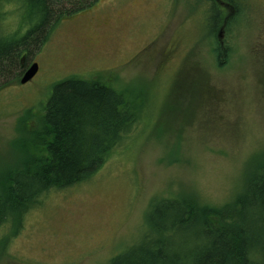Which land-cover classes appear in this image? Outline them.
<instances>
[{"label": "rangeland", "instance_id": "1", "mask_svg": "<svg viewBox=\"0 0 264 264\" xmlns=\"http://www.w3.org/2000/svg\"><path fill=\"white\" fill-rule=\"evenodd\" d=\"M93 1L62 3L69 17L21 62L38 63L29 82L15 81L17 70L0 75V167L23 158L26 114L28 130L40 129L54 84L66 78L125 88L140 121L95 173L49 189L20 221L0 227V264H109L147 232L168 236L147 220L157 198L191 191L220 205L244 171L264 166V0H230L234 11L215 27L210 0ZM17 11L14 2L5 6L3 34L26 32L18 25L29 11ZM176 231L171 240L183 242Z\"/></svg>", "mask_w": 264, "mask_h": 264}, {"label": "trees", "instance_id": "2", "mask_svg": "<svg viewBox=\"0 0 264 264\" xmlns=\"http://www.w3.org/2000/svg\"><path fill=\"white\" fill-rule=\"evenodd\" d=\"M71 1L93 0H0V21L10 2L18 11H29L18 25L27 27L26 32L17 37L0 30V75L17 70L14 80L19 82L26 67L21 58H27L60 19L69 17L60 6ZM210 16L212 27L224 23L214 3ZM124 90L101 78L70 77L54 84L36 121L40 129L28 130L26 114L18 129V134L30 135L24 156L0 167V227L20 221L42 193L80 183L104 164L140 121V107L128 102ZM180 192L150 203V228L168 236L159 241L147 232L142 243L131 245L109 264H264V166L251 176L244 171L235 195L220 205L203 202L191 191ZM175 229L177 234L185 232L183 242L171 240Z\"/></svg>", "mask_w": 264, "mask_h": 264}, {"label": "flooded vegetation", "instance_id": "3", "mask_svg": "<svg viewBox=\"0 0 264 264\" xmlns=\"http://www.w3.org/2000/svg\"><path fill=\"white\" fill-rule=\"evenodd\" d=\"M210 1H212L219 8L220 13L222 15H224V17H225V12H226L225 10L226 9H227V11H229L230 9H232L234 11V8H235L234 3H232V1H230V0H227V1L226 0H221V1H223L224 4H222L221 1H218V0H210ZM94 19L95 18H91V20H94ZM225 20H226V18H223V21L224 22H225ZM174 49H175V44L172 41V43L170 45H168L167 48H165V51H166V54H165L166 60L169 58L170 53H172L174 51ZM21 60L23 61L25 59L24 58H21ZM27 67L28 66H26L25 69Z\"/></svg>", "mask_w": 264, "mask_h": 264}, {"label": "water", "instance_id": "4", "mask_svg": "<svg viewBox=\"0 0 264 264\" xmlns=\"http://www.w3.org/2000/svg\"><path fill=\"white\" fill-rule=\"evenodd\" d=\"M218 1H220V0H218ZM221 3L224 4L223 2H221ZM220 33H221V31H219V33H218L219 38L221 37ZM37 71H38V64L36 62H34L24 71L21 78L19 79V82L21 84H24V83L30 81L33 78V76L37 73Z\"/></svg>", "mask_w": 264, "mask_h": 264}]
</instances>
